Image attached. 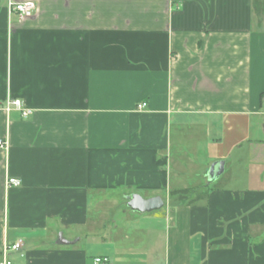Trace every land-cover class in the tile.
<instances>
[{
  "label": "crops",
  "instance_id": "obj_1",
  "mask_svg": "<svg viewBox=\"0 0 264 264\" xmlns=\"http://www.w3.org/2000/svg\"><path fill=\"white\" fill-rule=\"evenodd\" d=\"M32 1L0 0V263L264 264V0Z\"/></svg>",
  "mask_w": 264,
  "mask_h": 264
},
{
  "label": "built area",
  "instance_id": "obj_2",
  "mask_svg": "<svg viewBox=\"0 0 264 264\" xmlns=\"http://www.w3.org/2000/svg\"><path fill=\"white\" fill-rule=\"evenodd\" d=\"M8 8L9 12L16 13L19 18H24L31 16L35 10H36V4L32 0H27V1H14V0H9L8 2ZM262 101L264 103V95L262 96ZM146 103L141 102L140 104L137 105L138 109H141L145 107ZM16 108L20 111L21 117H26L31 110L26 108L24 105V102L18 98H6L5 100V108L6 110H10V108ZM6 143L5 141H2L0 139V148H5ZM21 184V180L18 178L14 177H9L7 179V185H12V186H19ZM23 245L22 240H18L15 243L11 245H7L5 248V251L10 249V250H17ZM95 264H108L109 260L105 256H97L94 259ZM0 264H10V261L4 260Z\"/></svg>",
  "mask_w": 264,
  "mask_h": 264
},
{
  "label": "water",
  "instance_id": "obj_3",
  "mask_svg": "<svg viewBox=\"0 0 264 264\" xmlns=\"http://www.w3.org/2000/svg\"><path fill=\"white\" fill-rule=\"evenodd\" d=\"M224 169V161L216 160L214 161L208 168L207 171V180L208 182H212L223 172ZM164 201L161 197L155 196L150 198H142L137 194H133L127 202V206H129L132 210L138 212H149L152 210L159 209L163 206ZM73 241H68L62 238L61 234L58 236L57 243L58 244H68Z\"/></svg>",
  "mask_w": 264,
  "mask_h": 264
},
{
  "label": "trees",
  "instance_id": "obj_4",
  "mask_svg": "<svg viewBox=\"0 0 264 264\" xmlns=\"http://www.w3.org/2000/svg\"><path fill=\"white\" fill-rule=\"evenodd\" d=\"M263 96V95H262ZM195 188L191 189V188H183V189H178V190H171L170 191V194L171 196H173L174 198H177V199H183V198H188L189 195L191 194L190 192H195ZM206 194V193H203V194H196V196L194 198H191L188 200L189 203H192L198 199H201L203 198V195Z\"/></svg>",
  "mask_w": 264,
  "mask_h": 264
},
{
  "label": "rangeland",
  "instance_id": "obj_5",
  "mask_svg": "<svg viewBox=\"0 0 264 264\" xmlns=\"http://www.w3.org/2000/svg\"><path fill=\"white\" fill-rule=\"evenodd\" d=\"M263 102V101H262ZM264 104V103H263ZM165 208V206L164 207H162V208H160V209H156V210H154V211H151L152 213H150L151 215H154V214H158L159 212H161L163 209ZM135 221L136 222H138L139 221V218L138 219H135ZM99 248L98 247H96V250H98Z\"/></svg>",
  "mask_w": 264,
  "mask_h": 264
}]
</instances>
